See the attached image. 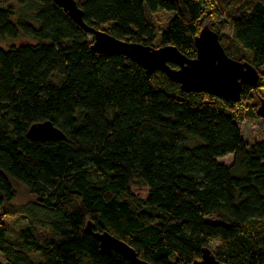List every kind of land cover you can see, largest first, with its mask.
Here are the masks:
<instances>
[{
	"label": "trees",
	"instance_id": "16d2710c",
	"mask_svg": "<svg viewBox=\"0 0 264 264\" xmlns=\"http://www.w3.org/2000/svg\"><path fill=\"white\" fill-rule=\"evenodd\" d=\"M75 1L89 26L154 48L151 15L173 12L161 47L189 59L210 20L229 57L264 68V0ZM89 36L54 0L0 6V41L24 40L0 46L4 264H133L102 253L89 227L150 264H193L212 242L224 264H264V140L249 146L238 126L256 111L255 89L244 86L240 103L186 93L165 73L93 51ZM47 121L66 139L28 138ZM229 155L232 165L218 162ZM15 183L36 201L23 209L32 221L12 239L3 220L17 213ZM138 184L147 199L132 192Z\"/></svg>",
	"mask_w": 264,
	"mask_h": 264
},
{
	"label": "water",
	"instance_id": "95a60500",
	"mask_svg": "<svg viewBox=\"0 0 264 264\" xmlns=\"http://www.w3.org/2000/svg\"><path fill=\"white\" fill-rule=\"evenodd\" d=\"M81 29L93 37V51L101 54L122 55L134 60L149 75L165 73L186 93H208L234 103L242 101L244 86L258 87L261 75L259 70L248 63L236 61L228 56L221 43L220 35L210 26H205L196 38L197 58L189 59L175 46L154 48L115 38L103 30H97L84 21V12L75 0H54ZM174 64L177 68L170 65ZM258 116L264 119V100L258 108ZM32 141L65 140V134L50 121L35 124L28 131ZM87 232L100 243L102 253H119L133 264H150L125 241L108 232ZM193 264H224L219 261L211 248H204L202 259Z\"/></svg>",
	"mask_w": 264,
	"mask_h": 264
},
{
	"label": "rangeland",
	"instance_id": "374dc122",
	"mask_svg": "<svg viewBox=\"0 0 264 264\" xmlns=\"http://www.w3.org/2000/svg\"><path fill=\"white\" fill-rule=\"evenodd\" d=\"M14 0H1L0 1V6L5 5L6 3H13ZM174 16V13L172 14L164 11H159L157 13H154L151 15V18L154 22V24L157 27V37H156V42L154 44L155 48H160L161 47V32L167 27V24L169 21L172 19ZM225 19V18H224ZM210 20H207L205 23V26H210ZM224 23L227 25L224 27L223 23L221 22V26H223V31L222 33L231 36L232 34V28L229 25L227 21H224ZM24 40L22 37L18 40H13V39H7L5 41H0V46L3 47H10L12 45H19L23 42ZM88 41L92 42L93 37L89 36ZM260 75L261 79L259 81L258 87L255 88V93L253 100L250 102L252 106L256 107V111L253 109H250L251 115L247 113V118L241 122H238V126L241 129L243 138L245 142L249 145L252 146L255 143L261 142L264 140V119L257 117H252L255 112L258 114V108L261 106L262 100H264V68L260 70ZM242 107V108H241ZM246 106H239L238 109H243L245 111ZM234 161V156L229 155L225 158L219 159L218 162L221 164H225L227 166H230L233 164ZM15 190L17 191V197L15 201L12 204L11 209L16 211L17 213L12 216L11 218H4L3 222L6 224L10 237L12 239H17L18 238V233L19 231L27 226L30 221H32V218L29 217L26 213H23V209L26 208L27 205L32 204L33 202L36 201L35 196L23 185L21 184H14ZM132 192L134 195L140 196L142 199H147L148 197V188L142 186V185H135L132 187ZM2 216L0 214V221L2 220ZM42 218V216H39ZM208 221L211 222H218V220L215 218H209L207 219ZM38 233H43L44 229L42 227L37 228ZM219 242H212L210 244V248L215 251V249L218 247ZM4 257L0 253V263L4 264Z\"/></svg>",
	"mask_w": 264,
	"mask_h": 264
}]
</instances>
